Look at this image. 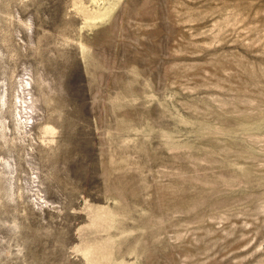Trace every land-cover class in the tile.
I'll use <instances>...</instances> for the list:
<instances>
[{"label":"rangeland","instance_id":"374dc122","mask_svg":"<svg viewBox=\"0 0 264 264\" xmlns=\"http://www.w3.org/2000/svg\"><path fill=\"white\" fill-rule=\"evenodd\" d=\"M0 264H264V0H0Z\"/></svg>","mask_w":264,"mask_h":264}]
</instances>
